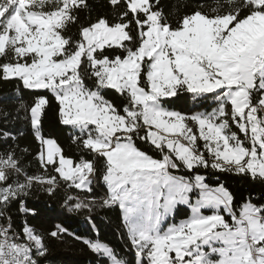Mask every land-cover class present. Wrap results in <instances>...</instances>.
Segmentation results:
<instances>
[{"label":"snow or ice","instance_id":"6c2138e0","mask_svg":"<svg viewBox=\"0 0 264 264\" xmlns=\"http://www.w3.org/2000/svg\"><path fill=\"white\" fill-rule=\"evenodd\" d=\"M107 6L93 16L89 0H0V79L33 93L16 119L23 111L39 165L29 170L23 133L4 113L0 264H43L47 238L67 229L35 228L26 200L61 189L75 190L64 197L69 211L118 208L136 264H264V195L237 205L210 179L264 184V0L185 4L182 13L163 0ZM182 99L192 107H174ZM52 100L78 156L43 132ZM178 205L191 215L162 228ZM82 242L107 264H129L99 239Z\"/></svg>","mask_w":264,"mask_h":264},{"label":"trees","instance_id":"16d2710c","mask_svg":"<svg viewBox=\"0 0 264 264\" xmlns=\"http://www.w3.org/2000/svg\"><path fill=\"white\" fill-rule=\"evenodd\" d=\"M92 5V14H103L108 10L107 0H89ZM168 11L178 8L182 13L185 11L184 5L195 6L197 3L205 5L213 3V0H163ZM42 94L49 96L51 94L46 90ZM33 93L29 90H21L17 93L15 81H4L0 79V125L6 123L3 119L4 113H10L14 130L22 132L18 136V143L21 149L27 148L26 162L30 165L31 172H38L39 165L36 163L34 153L37 142L34 140L32 131L24 120V112H19V119H16V109L21 102L30 104ZM189 100L177 101L174 107L178 110H188L192 107ZM43 132L57 140L64 151L70 156H78L79 152L71 141V129L59 123L57 106L55 100H52L51 107L47 110L43 118ZM184 174V173H181ZM219 179L224 183L235 196L237 205L245 201L249 194L253 199L264 195V184L259 181H251L248 178L229 173H216L210 177L211 186H217L215 181ZM66 194H75V190L61 189L54 195H49L43 190L34 191L26 200L29 208L36 209V216H28L30 223L45 233L55 229L57 224L62 225L67 232L59 238H47L48 253L44 258L43 264H107L106 259L102 260L97 254L93 253L83 244L84 238L99 239L102 243H107L122 255L129 264H136V256L133 250L128 247L126 238H121V233L126 231L122 227V213L118 208L100 209L94 212L69 211L64 205ZM102 194V193H101ZM14 221L18 224L20 215L15 209L12 210ZM189 215V209L185 206H177L174 211L173 220L185 218ZM79 237L80 239H77Z\"/></svg>","mask_w":264,"mask_h":264},{"label":"rangeland","instance_id":"374dc122","mask_svg":"<svg viewBox=\"0 0 264 264\" xmlns=\"http://www.w3.org/2000/svg\"><path fill=\"white\" fill-rule=\"evenodd\" d=\"M190 105H192V103H190ZM52 138V137H51ZM54 139V138H53ZM174 174H178V175H180L181 173H179V172H176V173H174ZM213 187H215V186H213ZM180 206V205H179ZM181 206H185V207H187L186 205H181ZM188 208V207H187ZM189 209V215L187 216V217H185V218H179V219H176V220H173L172 218H173V215L171 216V217H169V218H167L166 219V221L164 222V224L162 225V228H166L169 224H171V223H179L181 220H184V219H187L190 215H191V209L190 208H188ZM204 213L205 214H211V210H204ZM174 214V213H173Z\"/></svg>","mask_w":264,"mask_h":264}]
</instances>
